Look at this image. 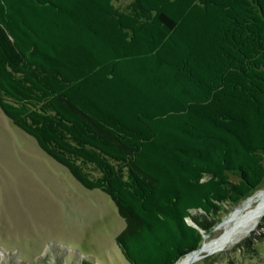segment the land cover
Here are the masks:
<instances>
[{
    "label": "trees",
    "instance_id": "trees-1",
    "mask_svg": "<svg viewBox=\"0 0 264 264\" xmlns=\"http://www.w3.org/2000/svg\"><path fill=\"white\" fill-rule=\"evenodd\" d=\"M114 1L0 0V109L174 264L264 181V0Z\"/></svg>",
    "mask_w": 264,
    "mask_h": 264
},
{
    "label": "rangeland",
    "instance_id": "rangeland-1",
    "mask_svg": "<svg viewBox=\"0 0 264 264\" xmlns=\"http://www.w3.org/2000/svg\"><path fill=\"white\" fill-rule=\"evenodd\" d=\"M244 199L224 202L216 223ZM124 226L106 193L84 187L0 109V264H130L115 240ZM215 226L208 240L224 233ZM192 264H264V213L252 230Z\"/></svg>",
    "mask_w": 264,
    "mask_h": 264
},
{
    "label": "bare ground",
    "instance_id": "bare-ground-1",
    "mask_svg": "<svg viewBox=\"0 0 264 264\" xmlns=\"http://www.w3.org/2000/svg\"><path fill=\"white\" fill-rule=\"evenodd\" d=\"M263 213L264 187L256 189L243 200L241 205L235 207L228 215L215 224V230H225L220 237L208 240V235L204 234V242L196 249L179 258L174 264H192L206 254L222 250L230 242L237 240L252 230Z\"/></svg>",
    "mask_w": 264,
    "mask_h": 264
},
{
    "label": "water",
    "instance_id": "water-1",
    "mask_svg": "<svg viewBox=\"0 0 264 264\" xmlns=\"http://www.w3.org/2000/svg\"><path fill=\"white\" fill-rule=\"evenodd\" d=\"M189 223H191V224H193V225H195V226H196V224H195V223H193V221H191V220L189 221Z\"/></svg>",
    "mask_w": 264,
    "mask_h": 264
}]
</instances>
